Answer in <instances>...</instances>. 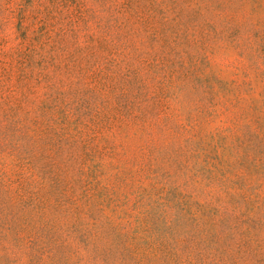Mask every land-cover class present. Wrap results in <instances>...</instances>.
<instances>
[{
    "label": "rangeland",
    "instance_id": "374dc122",
    "mask_svg": "<svg viewBox=\"0 0 264 264\" xmlns=\"http://www.w3.org/2000/svg\"><path fill=\"white\" fill-rule=\"evenodd\" d=\"M0 264H264V0H0Z\"/></svg>",
    "mask_w": 264,
    "mask_h": 264
}]
</instances>
